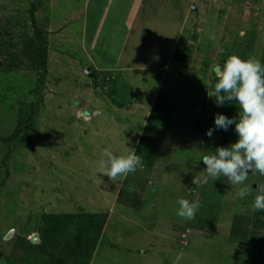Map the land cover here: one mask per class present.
Masks as SVG:
<instances>
[{
	"label": "rangeland",
	"instance_id": "rangeland-1",
	"mask_svg": "<svg viewBox=\"0 0 264 264\" xmlns=\"http://www.w3.org/2000/svg\"><path fill=\"white\" fill-rule=\"evenodd\" d=\"M35 1L0 0V264H264L256 192L240 199L201 161L237 139L234 125L205 134L238 112L207 92L229 55L264 64V0H37L45 71ZM108 145L144 168L96 173ZM179 198L199 201L193 220Z\"/></svg>",
	"mask_w": 264,
	"mask_h": 264
},
{
	"label": "clouds",
	"instance_id": "clouds-1",
	"mask_svg": "<svg viewBox=\"0 0 264 264\" xmlns=\"http://www.w3.org/2000/svg\"><path fill=\"white\" fill-rule=\"evenodd\" d=\"M213 72L216 82L213 90L207 92L208 96L215 98L217 107L235 104L238 112L231 118L221 113L215 114L214 126L205 134L211 138L216 130L227 131L229 126L234 125L237 139L228 146H218L203 155L201 161L205 165L204 170L207 177L213 180L223 176L231 186H238L236 195L240 199L255 191L253 210L264 211V184L253 188L246 183L249 173L264 176V64L255 56L245 59L233 54L222 65H215ZM126 148L125 154L117 155L111 145L105 147L104 158L98 161L96 173L106 175L114 182L118 177L126 178L130 173L142 170V157L134 148ZM96 180L98 185L103 183L97 176ZM177 203V215L184 220H193L200 208L198 200L179 198Z\"/></svg>",
	"mask_w": 264,
	"mask_h": 264
},
{
	"label": "trees",
	"instance_id": "trees-1",
	"mask_svg": "<svg viewBox=\"0 0 264 264\" xmlns=\"http://www.w3.org/2000/svg\"><path fill=\"white\" fill-rule=\"evenodd\" d=\"M37 7H38V5H37V0H36L35 2L31 3V7L29 9V12H30L31 19H32V22L34 23V27H35V39H36L37 55H38V60H37L38 62L36 64V68L37 69L42 68L45 71V68H46L45 67L46 66V59H45L46 49L45 48H46L47 44H46L44 36H42V33L39 31V29L35 25L34 14H35ZM263 62H264V60H263ZM29 121H30V118H29ZM147 129H148V127H147ZM161 131H162V128H155V132L157 134H159V132H161ZM145 135H146V132H145V134L143 132L141 135V142L138 144L136 151H139L141 148H144V147H146L147 151H149V148H152L153 146H155V144H153V143H150V142L145 143L144 142ZM16 136H17L16 132L14 134H12V138H15ZM156 153H157L156 148H154V149L152 148V150H150V152H148V154L144 157H146V159L148 158L147 159L148 161L153 162ZM88 215H93V214H88ZM59 220L60 219H57L56 222H58ZM55 225H58V224H51L50 226H47L44 229H42V234L44 236L50 235L52 233V231L54 232V230L58 228V226H55ZM100 233L101 232H99L96 235V238H98L100 236ZM77 236L78 235L75 236L76 237L75 240H77V238H78ZM33 249L35 250V248H33ZM42 249H44V248L41 247V250ZM49 255H50V264H68L67 260H65L61 257L54 256V254H49Z\"/></svg>",
	"mask_w": 264,
	"mask_h": 264
},
{
	"label": "crops",
	"instance_id": "crops-1",
	"mask_svg": "<svg viewBox=\"0 0 264 264\" xmlns=\"http://www.w3.org/2000/svg\"><path fill=\"white\" fill-rule=\"evenodd\" d=\"M116 59V58H115ZM109 65L110 66H115L116 65V61L115 60H112L111 62H109ZM154 105V104H153ZM147 111H148V108H147ZM145 128V127H144ZM143 133V132H142ZM141 133V134H142ZM138 136H136V140H137ZM111 222L110 219L108 218V223ZM107 226V225H106Z\"/></svg>",
	"mask_w": 264,
	"mask_h": 264
}]
</instances>
